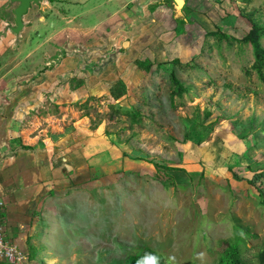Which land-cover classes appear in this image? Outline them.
Returning <instances> with one entry per match:
<instances>
[{"label": "rangeland", "instance_id": "obj_1", "mask_svg": "<svg viewBox=\"0 0 264 264\" xmlns=\"http://www.w3.org/2000/svg\"><path fill=\"white\" fill-rule=\"evenodd\" d=\"M77 1L57 2L70 13L103 4L98 13L79 18L87 28L81 41L88 66L83 72L109 74L113 88L124 81L111 67L116 55L126 54L131 75L124 82L128 91L116 100L107 89L74 90L62 104L49 106L59 129L47 132L55 134L54 146L65 139L69 156L64 160L71 169L55 173L60 177L54 213L42 217L45 241H38L43 251L36 264H121L144 246L172 264H216L232 244L247 262L256 263L264 245V177L248 182L264 170V81L251 68L250 45L237 40L252 20L264 26V0H184L182 8L194 23L183 34L175 33L181 14L173 0L170 7L159 5L164 13L156 22L151 17L158 7L150 8L163 0ZM47 29L51 26L37 28L41 38ZM216 29L230 39L206 35ZM260 43L264 47V36ZM174 58L178 64L170 63ZM171 71L186 87L173 100ZM119 110L137 111L140 121ZM206 111L204 123L212 127L197 125L191 140L202 141H185L188 127ZM149 159L184 172L157 171Z\"/></svg>", "mask_w": 264, "mask_h": 264}, {"label": "crops", "instance_id": "obj_2", "mask_svg": "<svg viewBox=\"0 0 264 264\" xmlns=\"http://www.w3.org/2000/svg\"><path fill=\"white\" fill-rule=\"evenodd\" d=\"M57 1L40 0L29 6L22 16V28L19 33H15L12 30L15 26L13 11L18 3L0 0L1 218L6 238L28 253L29 264H36L34 260L42 250L39 239L45 241L42 239L44 234L40 232L42 217L54 213L52 204L56 200L57 179L60 177L55 173L58 168L71 169L67 158L64 160V157L69 156L64 153L67 149L65 139L54 146L55 134L47 132L59 129L55 127V121L59 119L48 112L49 106L62 104L74 90L94 93L107 89L109 92L115 84L107 81L109 74L100 72L93 76L87 71L83 72L88 66L87 55L82 54L85 45L81 41L87 28H83L79 18L90 12L98 13L103 4L70 13L68 8L66 11L60 10ZM67 1L69 4L78 3L77 0ZM163 13L158 6L152 12L151 20L156 22ZM41 25L51 26L44 38L37 30ZM66 36H71L72 40H67ZM131 50L129 45L127 51ZM125 56L116 55V66L113 63L111 67L113 76L119 75L124 82L131 75ZM62 79L66 80L64 84ZM42 111L44 115H41ZM43 121H47L46 125ZM61 194L66 197V192ZM0 264L8 263L0 260Z\"/></svg>", "mask_w": 264, "mask_h": 264}, {"label": "trees", "instance_id": "obj_3", "mask_svg": "<svg viewBox=\"0 0 264 264\" xmlns=\"http://www.w3.org/2000/svg\"><path fill=\"white\" fill-rule=\"evenodd\" d=\"M172 0H163L161 2H156L152 4V7L150 8L151 11H153L156 7L159 5H165L167 7H170V2ZM189 13L185 7L182 8V15L180 17L175 18V33L183 34L186 32V25L190 24L192 20H190ZM206 35L219 38H225L226 40L230 39V36L227 34L221 32V30L216 29L215 31H209L206 33ZM264 36V26L260 25L259 23L255 22L254 20L251 21V27L246 32V34L237 40L240 43H247L250 45L252 54H253V63L251 64V68L257 72L258 77L264 81V47L260 43V39ZM171 64H178V60L176 58L170 60ZM135 64L142 68V66H145L142 61L135 60ZM149 66V65H148ZM148 66L146 65L144 68L145 70L148 69ZM144 70V69H143ZM169 83H170V99H174L175 96L181 97L186 92V87L182 82L179 81V79L176 77L175 73L173 71L169 72L168 74ZM126 93V87L122 81H119L116 83V85L110 89V94L113 97V99H118L119 97L123 96ZM118 109H115V111ZM119 113L128 115L131 117L133 121H140V115L135 110H119ZM209 112L206 111L204 114V118L201 121L195 122L188 127L186 133L183 135L185 141H191L192 143L198 144L202 140V137H199L200 139L195 140L193 142L191 139L194 138L191 136V134H194L197 131V125H199L200 128H205L208 131V128L210 129L213 124H205L204 119L208 117ZM215 123V122H214ZM202 132H198L197 135L201 136ZM238 137L239 139L246 138L247 134H242ZM123 156H128L125 152L122 153ZM129 157V156H128ZM130 158V157H129ZM131 159H143L141 157H135ZM145 160V159H144ZM147 161V160H146ZM148 162L152 163L156 170L159 171L160 169L168 170V171H180L184 172V170L181 168H173L170 166L161 165L157 162H155L152 159H149ZM167 180L170 181L171 176L166 175ZM237 177V176H235ZM264 177V170H261L260 172H254L252 179L248 182L250 184H255V181H261V179ZM172 182V178H171ZM164 186H168V184L163 181ZM261 192H263L261 190ZM34 255V254H33ZM28 256V253H27ZM29 261V259H28ZM121 264H172L170 259L165 258L159 251L149 247L144 246L142 248H138L134 250L133 253H131L129 256H127ZM193 264V263H189ZM216 264H252L250 262H247L243 257H241L240 251L238 249V246L236 244H232L231 246L227 247L225 250H223L220 255L218 256V260L216 261ZM254 264H264V245L257 253V262Z\"/></svg>", "mask_w": 264, "mask_h": 264}, {"label": "built area", "instance_id": "obj_4", "mask_svg": "<svg viewBox=\"0 0 264 264\" xmlns=\"http://www.w3.org/2000/svg\"><path fill=\"white\" fill-rule=\"evenodd\" d=\"M3 202L0 200V260L8 264H29L27 252L8 241L1 218Z\"/></svg>", "mask_w": 264, "mask_h": 264}, {"label": "water", "instance_id": "obj_5", "mask_svg": "<svg viewBox=\"0 0 264 264\" xmlns=\"http://www.w3.org/2000/svg\"><path fill=\"white\" fill-rule=\"evenodd\" d=\"M11 2H17V6L14 8L15 26L12 27L14 32H18L22 28V16L26 13L31 3H37L40 0H10ZM175 13L181 14V8L184 4V0H173Z\"/></svg>", "mask_w": 264, "mask_h": 264}]
</instances>
